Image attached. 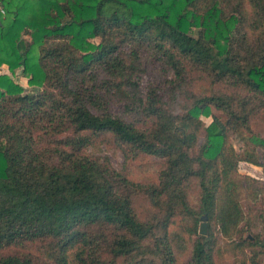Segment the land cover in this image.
I'll use <instances>...</instances> for the list:
<instances>
[{"label": "trees", "instance_id": "1", "mask_svg": "<svg viewBox=\"0 0 264 264\" xmlns=\"http://www.w3.org/2000/svg\"><path fill=\"white\" fill-rule=\"evenodd\" d=\"M2 9L0 264H180L187 241L183 264H219L217 234L236 238L237 264H264L262 237L241 234L228 143L245 131L264 161L250 128L264 116V0H0ZM194 75L235 91L201 92ZM210 106L225 119L205 124ZM100 142L126 159H163L156 182L89 152Z\"/></svg>", "mask_w": 264, "mask_h": 264}, {"label": "rangeland", "instance_id": "2", "mask_svg": "<svg viewBox=\"0 0 264 264\" xmlns=\"http://www.w3.org/2000/svg\"><path fill=\"white\" fill-rule=\"evenodd\" d=\"M3 11V9H2ZM11 16L6 12H1L0 14V23L4 26L9 21ZM24 39L27 37L24 36ZM97 42V40H94ZM1 73H7V71L0 67ZM17 75L19 71L15 72ZM14 79L23 87L24 92H35L37 89L35 87H30L26 84V78L18 75L14 77ZM149 79L147 74H141L140 83H139V94H142L146 87V82ZM195 79V88L197 90H201V92L208 91H224V92H234L235 89L223 84L218 85L217 87H209L207 83L203 82L201 79H196L195 75L193 76V80ZM211 89V90H210ZM111 110L114 113H117L118 106L111 105ZM209 117L201 116L202 121L207 124L210 121L212 115L224 120L225 117L223 113L219 110L210 106L209 109ZM250 128L252 133L264 138V116H258L257 118L252 119ZM248 137V133L245 131L242 132H230L228 133V143L234 150L235 155L238 158L236 172L235 175V183L237 186V197L236 200L239 203L241 208V212L243 213V219L239 222L241 225V234L242 237L248 240H252L251 235L258 234L262 237L264 241V211L262 206V200L264 198V161H262L260 157V149L251 148L248 145L246 138ZM204 141V133L200 131L198 134L197 145L202 144ZM89 152L96 153L101 156H105L108 158L111 166L116 170H121L126 175L137 182L141 183H154L156 182L157 175L160 169L163 168L164 160L147 156V155H138L134 159H126L123 152L115 147V145L111 142H100L95 146L90 148ZM252 152L253 156L258 160L263 162L261 166H256L248 161L243 159L244 156H249ZM246 156V157H247ZM248 179V181L246 180ZM196 190L193 189L189 193V201L191 205L196 204ZM134 207L137 211L143 212L145 211V204L142 198L137 197L134 200ZM203 223L204 228H206L205 220H199L198 224ZM175 227L178 231L185 228V222L176 220ZM248 228V229H246ZM97 231V229H93ZM219 251L218 256H216V261L219 264H237L238 260L236 254L231 251L232 242L236 241V238L226 239L221 237V235L217 234ZM186 249L176 254L177 261L180 264L185 263L189 258V242L187 241ZM29 250L36 255V257H41L46 260V254L44 253V245H38L35 247H28ZM72 252L70 253V255ZM264 263V256H263Z\"/></svg>", "mask_w": 264, "mask_h": 264}, {"label": "water", "instance_id": "3", "mask_svg": "<svg viewBox=\"0 0 264 264\" xmlns=\"http://www.w3.org/2000/svg\"><path fill=\"white\" fill-rule=\"evenodd\" d=\"M200 219H201V220H204V216H201ZM198 232H199L200 234H204V232H205V228H204V224H203V223H200V224H199V230H198Z\"/></svg>", "mask_w": 264, "mask_h": 264}, {"label": "crops", "instance_id": "4", "mask_svg": "<svg viewBox=\"0 0 264 264\" xmlns=\"http://www.w3.org/2000/svg\"><path fill=\"white\" fill-rule=\"evenodd\" d=\"M1 68H3V69H5L6 71H7V69H6V66L5 65H1L0 66ZM1 73V72H0Z\"/></svg>", "mask_w": 264, "mask_h": 264}, {"label": "built area", "instance_id": "5", "mask_svg": "<svg viewBox=\"0 0 264 264\" xmlns=\"http://www.w3.org/2000/svg\"><path fill=\"white\" fill-rule=\"evenodd\" d=\"M0 12H3L2 10H0Z\"/></svg>", "mask_w": 264, "mask_h": 264}]
</instances>
